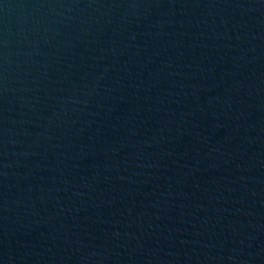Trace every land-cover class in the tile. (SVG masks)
Wrapping results in <instances>:
<instances>
[{
	"label": "water",
	"instance_id": "1",
	"mask_svg": "<svg viewBox=\"0 0 264 264\" xmlns=\"http://www.w3.org/2000/svg\"><path fill=\"white\" fill-rule=\"evenodd\" d=\"M0 264H264V0H0Z\"/></svg>",
	"mask_w": 264,
	"mask_h": 264
}]
</instances>
